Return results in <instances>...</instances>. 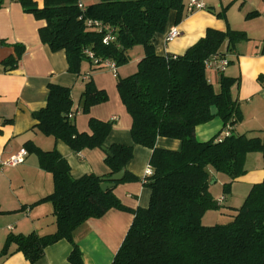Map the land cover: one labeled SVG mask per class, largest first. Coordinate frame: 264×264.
<instances>
[{
  "label": "trees",
  "instance_id": "obj_1",
  "mask_svg": "<svg viewBox=\"0 0 264 264\" xmlns=\"http://www.w3.org/2000/svg\"><path fill=\"white\" fill-rule=\"evenodd\" d=\"M81 1L84 10H80ZM23 10L44 21L38 31L40 41L51 52L63 51L68 72L79 76L81 65L87 62L92 71L103 69L94 65L86 52L98 62L109 61L116 68L128 64L129 52L144 49V57L136 72L125 79L117 78L120 100L132 120L130 136L135 145L152 151L150 176L142 180L150 191L146 208L130 211L114 196V188L137 178L125 172L115 187L105 192L103 183L125 171L132 159V148L114 145L107 148L104 177L86 175L74 180L67 162L56 152H43L27 143V153L34 154L39 166L52 175L54 190L46 200L53 206L56 232L39 237L9 236L29 264H35L44 250L61 240L72 246L69 264H82L73 233L85 222L103 217L115 209L133 215L132 224L116 253L112 264H264V181L253 185L240 208L226 224L204 226V214L219 210L210 185L212 177L226 179L223 195H229L231 185L245 174L247 155L264 152V141L230 135L216 143L220 136L205 143L194 137L195 128L214 118L226 127L240 120L237 103L230 89L233 80L220 76V91L216 93L206 78V62L221 56L242 40V33L207 30L203 39L182 56L158 57L154 51V36L163 34L171 12L176 23L183 17L182 0H43L39 8L34 0H16ZM1 6V3H0ZM252 15V14H251ZM223 18L224 15H216ZM86 22H96L102 31L87 28ZM113 40L103 43L106 35ZM15 56L2 61L5 72L17 69L24 48L13 46ZM46 106L33 114L36 128L43 136L61 141L74 153L104 148L113 122L90 120L91 134L78 133L73 120L71 90L48 85ZM81 112L107 102V95L96 90L89 80L81 95ZM181 143L178 152L156 148L158 139Z\"/></svg>",
  "mask_w": 264,
  "mask_h": 264
},
{
  "label": "crops",
  "instance_id": "obj_2",
  "mask_svg": "<svg viewBox=\"0 0 264 264\" xmlns=\"http://www.w3.org/2000/svg\"><path fill=\"white\" fill-rule=\"evenodd\" d=\"M34 1L39 8L42 7L43 0ZM200 1L205 9L190 13L189 0H182L184 11L179 23H176L175 12L169 14L164 33L154 36L155 54L158 57L182 56L205 37L207 30L242 33L245 38L231 50L227 43L220 49V55L228 61L224 73L206 69V78L216 93L220 91L221 75L235 81L230 95L237 103L241 120L230 127V135L264 141V0H235L232 3ZM0 3V160L7 161L19 151H26L25 145L31 143L43 152L56 151L67 162L74 180L86 175L104 177L109 174L102 150L86 149L76 154L61 141L45 137L34 128L37 123L33 114L46 106L48 85L66 87L71 90L72 120L78 133L91 134L90 120L113 122L104 142L105 148L114 145L132 148V159L125 172L137 181L116 186L113 194L130 211L146 208L150 191L143 186L142 180L150 172L148 166L152 151L133 143L130 136L132 120L117 91V78L125 79L136 72L137 64L144 57V49L133 48L129 52L128 64L115 68V71L104 68L92 71V67L84 62L81 74L76 76L68 72L63 51L53 53L40 41L38 31L45 27L44 21L26 13L16 0H0ZM222 13L223 18L216 16ZM172 27L178 29L180 37L167 43L166 37ZM15 45L22 46L24 53L17 69L5 72L2 61L15 56ZM89 80L96 90L107 95L108 100L91 107L84 114L81 112V95ZM225 129L221 120L214 118L196 127L194 137L198 142L205 143ZM156 148L178 152L181 143L160 138ZM244 170L245 174L230 189V196L238 197V202L227 200L228 196H219L217 191L213 195L218 205L229 209L232 215L235 214L233 210L242 205L251 187L264 181V152L247 155ZM212 181V187L221 189L226 179L219 176L212 177ZM53 190L52 175L40 168L34 154L27 153L24 162L16 167L0 168V264H29L25 256L16 251L14 244H7L9 236L35 234L44 237L56 232L53 206L46 200ZM215 214L206 212L202 224L214 225L212 221L217 220ZM132 221L131 213L112 209L99 219L88 220L74 231L73 240L81 254L82 264H112ZM71 252V244L61 240L48 246L35 264H69Z\"/></svg>",
  "mask_w": 264,
  "mask_h": 264
},
{
  "label": "built area",
  "instance_id": "obj_3",
  "mask_svg": "<svg viewBox=\"0 0 264 264\" xmlns=\"http://www.w3.org/2000/svg\"><path fill=\"white\" fill-rule=\"evenodd\" d=\"M223 3H232L235 0H219ZM78 7L80 10H84V6L82 4L81 1L78 2ZM205 9V5L200 1V0H189L188 3V10L190 13H192L193 11H199V10H204ZM87 28L89 29H93L96 31H102V27L99 23L96 22H86ZM178 37H180V32L178 31V29L176 27H172L169 32L168 35L166 37V42L167 43H172L175 39H177ZM113 37L108 34L105 36L103 43L107 44L108 42L112 41ZM86 55H88V57L90 58V60L93 62V64L96 66L98 65V63H100V65L104 68V69H108L111 71H115V66L113 63L109 62V61H104V62H98L96 61L92 55L88 52H86ZM228 66V61L226 58H224L223 56H214L211 57L207 62H206V69L208 70H212L218 74H222L224 73V71L226 70ZM71 119L73 118V114H71L69 116ZM230 127H227L221 134L220 136L215 140L216 143H220L222 140H224L225 138L230 136ZM27 156V152L25 150H21L19 151V153L13 157H11L9 160L7 161H1L0 160V168L3 167H16L20 164H22L24 162V158ZM150 170V169H149ZM151 175V170L150 172L148 171V176Z\"/></svg>",
  "mask_w": 264,
  "mask_h": 264
},
{
  "label": "rangeland",
  "instance_id": "obj_4",
  "mask_svg": "<svg viewBox=\"0 0 264 264\" xmlns=\"http://www.w3.org/2000/svg\"><path fill=\"white\" fill-rule=\"evenodd\" d=\"M90 1H93V2H95L96 0H84V2L87 4L88 2H90ZM121 101V100H120ZM122 103V102H121ZM123 105V104H122ZM127 113V112H126ZM219 190V191H218ZM219 192L218 194H219V196H224L223 195V192H222V187H221V189L220 188H218V186H214V187H212L211 188V192H212V195H215L217 192ZM226 196H228L227 197V200H229V201H232V202H238V200H239V198L238 197H231L230 196V194L229 195H225L224 197H226ZM234 204V203H233ZM243 204V203H242ZM241 207V206H240ZM239 207V208H240ZM221 209H222V212H220L221 211ZM208 212H210V213H217V214H215V215H217V216H215V217H217V220H214V219H212V220H214V221H212V224H214V225H212V226H215V225H217V224H222V223H226V222H228L231 218H232V216L234 215H232V214H230V212H229V209H226L225 207H223V208H221L220 207V209L219 210H211V211H208ZM210 215V214H209ZM208 217V216H207ZM210 217V216H209Z\"/></svg>",
  "mask_w": 264,
  "mask_h": 264
},
{
  "label": "water",
  "instance_id": "obj_5",
  "mask_svg": "<svg viewBox=\"0 0 264 264\" xmlns=\"http://www.w3.org/2000/svg\"><path fill=\"white\" fill-rule=\"evenodd\" d=\"M102 151L105 152V153H107L108 156H111V153L107 152V149H106L105 147L102 148ZM124 175H125V171L122 170L120 173H118V174L112 176V177L109 179V182H108V183H103V184L101 185V190H102L103 192H105V191L108 190V189H112V188H114V187H115V184H114V183L121 181V180L123 179ZM212 184H214V181L211 182V185H212Z\"/></svg>",
  "mask_w": 264,
  "mask_h": 264
}]
</instances>
